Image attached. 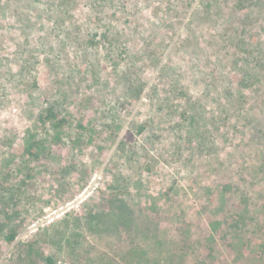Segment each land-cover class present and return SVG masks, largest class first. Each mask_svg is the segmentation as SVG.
Masks as SVG:
<instances>
[{
	"label": "rangeland",
	"instance_id": "rangeland-1",
	"mask_svg": "<svg viewBox=\"0 0 264 264\" xmlns=\"http://www.w3.org/2000/svg\"><path fill=\"white\" fill-rule=\"evenodd\" d=\"M46 257L264 264V0H0V264Z\"/></svg>",
	"mask_w": 264,
	"mask_h": 264
},
{
	"label": "trees",
	"instance_id": "trees-1",
	"mask_svg": "<svg viewBox=\"0 0 264 264\" xmlns=\"http://www.w3.org/2000/svg\"><path fill=\"white\" fill-rule=\"evenodd\" d=\"M50 116H51V117H49V119H50V118H53L52 115H50ZM12 238H13V236L10 237L9 240L11 241ZM45 263H46V264H56V263H55L50 257H46V258H45Z\"/></svg>",
	"mask_w": 264,
	"mask_h": 264
}]
</instances>
